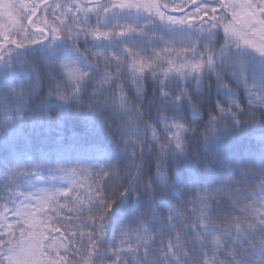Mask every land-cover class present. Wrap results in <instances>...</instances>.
Returning a JSON list of instances; mask_svg holds the SVG:
<instances>
[{"label":"snow or ice","instance_id":"6c2138e0","mask_svg":"<svg viewBox=\"0 0 264 264\" xmlns=\"http://www.w3.org/2000/svg\"><path fill=\"white\" fill-rule=\"evenodd\" d=\"M0 264H264V0H0Z\"/></svg>","mask_w":264,"mask_h":264}]
</instances>
